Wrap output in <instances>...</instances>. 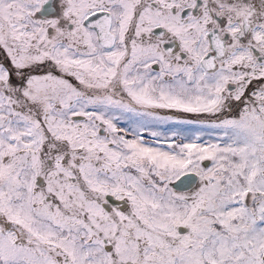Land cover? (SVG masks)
<instances>
[{
  "label": "snow or ice",
  "instance_id": "obj_1",
  "mask_svg": "<svg viewBox=\"0 0 264 264\" xmlns=\"http://www.w3.org/2000/svg\"><path fill=\"white\" fill-rule=\"evenodd\" d=\"M0 264H264V0H0Z\"/></svg>",
  "mask_w": 264,
  "mask_h": 264
}]
</instances>
